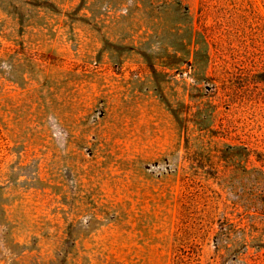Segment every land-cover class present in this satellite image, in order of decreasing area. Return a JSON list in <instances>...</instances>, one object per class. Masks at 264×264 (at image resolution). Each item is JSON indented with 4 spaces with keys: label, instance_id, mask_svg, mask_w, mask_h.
<instances>
[{
    "label": "rangeland",
    "instance_id": "obj_1",
    "mask_svg": "<svg viewBox=\"0 0 264 264\" xmlns=\"http://www.w3.org/2000/svg\"><path fill=\"white\" fill-rule=\"evenodd\" d=\"M0 264H264V0H0Z\"/></svg>",
    "mask_w": 264,
    "mask_h": 264
}]
</instances>
